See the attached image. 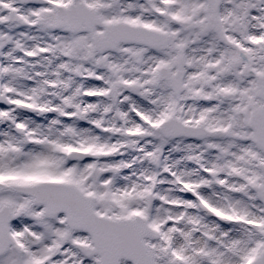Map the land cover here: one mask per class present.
Segmentation results:
<instances>
[{
    "label": "snow or ice",
    "instance_id": "snow-or-ice-1",
    "mask_svg": "<svg viewBox=\"0 0 264 264\" xmlns=\"http://www.w3.org/2000/svg\"><path fill=\"white\" fill-rule=\"evenodd\" d=\"M0 264H264V0H0Z\"/></svg>",
    "mask_w": 264,
    "mask_h": 264
}]
</instances>
